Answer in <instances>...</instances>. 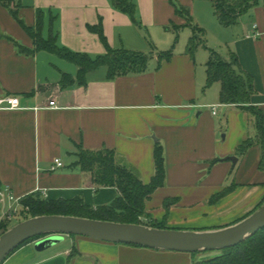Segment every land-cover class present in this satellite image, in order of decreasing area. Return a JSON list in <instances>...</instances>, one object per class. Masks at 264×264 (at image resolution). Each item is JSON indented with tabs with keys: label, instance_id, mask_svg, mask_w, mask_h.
<instances>
[{
	"label": "crops",
	"instance_id": "obj_1",
	"mask_svg": "<svg viewBox=\"0 0 264 264\" xmlns=\"http://www.w3.org/2000/svg\"><path fill=\"white\" fill-rule=\"evenodd\" d=\"M132 1L136 22L112 0H0V100L15 97L21 104L14 110L4 109L7 103L0 107V187L11 188L18 198L38 194L47 201L81 198L92 208L109 206L119 191L97 188L77 164L80 149L115 151L120 164L149 184L156 173V149L162 147L165 181L146 201L145 220L174 230L233 225L263 205V150L255 145L238 154L256 129L246 110L221 103V83L207 87L199 52L188 50L194 31L185 33V47L172 48L173 56L161 65L156 54L144 73L114 78L101 66L88 72L83 84L76 63L38 49L30 32L93 58L107 53L94 27L110 48L145 54L143 27L160 39L159 29L174 31L178 39L188 32L170 0ZM179 4L190 10L194 23L197 0ZM217 24V29L231 30L229 58L221 57H237L238 68L253 78L251 105L264 111V0L237 25ZM66 75L70 82L64 85ZM56 159L64 166L52 171ZM227 187L233 190L211 204ZM67 239L68 247L57 245L42 253L36 251V241L26 244L2 264H43L59 256L66 264H177L190 256L82 236H65L63 242Z\"/></svg>",
	"mask_w": 264,
	"mask_h": 264
},
{
	"label": "trees",
	"instance_id": "obj_2",
	"mask_svg": "<svg viewBox=\"0 0 264 264\" xmlns=\"http://www.w3.org/2000/svg\"><path fill=\"white\" fill-rule=\"evenodd\" d=\"M208 1L213 4L214 13L218 21L225 27L237 25L245 14L261 4V0ZM112 2L117 10L128 14L136 22L135 15L137 8L132 0H112ZM170 2L174 6L177 15L185 18L186 24L184 27L193 26L190 10L180 5L177 0H170ZM175 28L178 30L181 27L175 26ZM193 28L194 35L191 37L188 46L190 53H193L197 47L203 45L202 37L200 36V33L203 32L202 29L198 27ZM91 29L101 34L103 42L107 47V53L105 55L93 58L87 54L74 53L68 49L59 48L53 40H44L35 31L31 30L30 32L37 39L38 49L54 52L78 65V79L81 84L86 81V74L88 72L101 66L108 67L111 78L129 73L140 74L146 71L148 62L151 59L149 55L125 48L112 49L100 29L95 27ZM20 48L23 50L22 47ZM172 56V49L161 52L159 54V65L164 60L171 59ZM238 67L240 68V65L234 54L231 55L228 61L221 57L218 52L211 50L210 59L206 64L207 87L217 82L221 83V103L235 105L249 113L256 129V135L249 138L238 148V154L241 156L245 155L251 147L255 145L261 146L263 157L260 163V169L264 170V111L259 107L251 105V98L254 93L253 78L243 73ZM69 79L70 77L66 75L62 83L64 85L68 84L70 82ZM77 156V164L84 172L92 176L97 188H115L119 191V196L116 201L109 206L92 208L86 205L81 198L47 201L38 194H32L24 197L22 200L24 207L21 211L22 219L27 220L33 217L52 215L75 216L93 220L148 225L154 228L167 229L165 224L145 220L148 218L145 206L146 201L165 181V159L162 147L156 149V173L149 184H144L133 169L120 164L113 150L102 149L91 151L81 148ZM232 190V187H227L219 194L213 196L210 203H216ZM26 208L29 210L27 211ZM3 227L5 231L9 229L8 226L3 225ZM40 238L42 237L27 241L13 253L22 246L35 242ZM219 252L221 254L214 258L198 261L194 264H264V229L248 238L242 244L219 250Z\"/></svg>",
	"mask_w": 264,
	"mask_h": 264
},
{
	"label": "water",
	"instance_id": "obj_3",
	"mask_svg": "<svg viewBox=\"0 0 264 264\" xmlns=\"http://www.w3.org/2000/svg\"><path fill=\"white\" fill-rule=\"evenodd\" d=\"M229 160L237 161L234 157ZM264 229V203L245 219L223 228L209 230L159 229L75 216H39L13 226L0 235V264L27 241L35 243L37 252H45L64 241L65 236H82L94 240L135 245L180 253L219 251L242 244ZM43 264H66L64 256Z\"/></svg>",
	"mask_w": 264,
	"mask_h": 264
},
{
	"label": "rangeland",
	"instance_id": "obj_4",
	"mask_svg": "<svg viewBox=\"0 0 264 264\" xmlns=\"http://www.w3.org/2000/svg\"><path fill=\"white\" fill-rule=\"evenodd\" d=\"M179 3V0H177ZM195 17H194V25L189 26L186 30L188 32L179 33V39L177 33L174 31L168 30V34L165 29L160 30V34L162 38L160 39V36L154 37V35L151 33V30L149 32L146 30V28L143 27L141 35L146 37L147 46L145 44V49L147 51V55L150 57H153L156 54H160L161 52H165L168 50H171L175 47V49H181L185 47V40H186V34L190 33L191 31H194L193 27H198L202 29L203 32H201L200 36L202 37L203 46L197 47L195 51L199 52L197 56V61L199 66L206 67V63L210 59V52L211 50H215L219 54H222L224 58H229V47L228 41L231 38V30H224V28H218L222 31L218 32V29L216 28L219 24L218 19L215 17L213 12V4L210 1H203L200 2V0H197L196 10H195ZM186 33V34H185ZM142 36V37H143ZM168 37V38H167ZM170 39V40H169ZM168 41V42H167ZM184 42V44H183ZM230 45V44H229ZM207 69V68H206ZM220 85V84H215ZM21 218V213H19L17 219L14 220L13 223L7 224L8 228H12L13 226L23 222L25 219ZM21 221V222H20ZM6 226V225H5ZM4 232V231H3ZM3 233L0 231V235ZM70 237V236H69ZM64 246H69V240L67 239L65 242L59 244ZM58 247V246H57ZM55 248V247H54ZM53 249V248H52ZM50 249V250H52ZM48 250V251H50ZM46 251V252H48ZM221 252L219 251H206V252H199V253H190L189 258L185 262H178L177 264H194L198 261L208 260L211 258H214L218 255H220ZM191 259V260H189ZM192 262V263H191ZM173 264V263H172Z\"/></svg>",
	"mask_w": 264,
	"mask_h": 264
},
{
	"label": "built area",
	"instance_id": "obj_5",
	"mask_svg": "<svg viewBox=\"0 0 264 264\" xmlns=\"http://www.w3.org/2000/svg\"><path fill=\"white\" fill-rule=\"evenodd\" d=\"M254 30H257L258 26L255 24L253 26ZM259 34H255L257 36ZM7 103L8 106L4 109L8 110H14V109H20L21 104L19 98H6L3 100H0V107L2 108V104ZM50 106L55 107V102H51ZM211 111L213 115L218 114V107L213 106L211 107ZM64 166L63 162L60 159H56L54 161V164L52 166V171H56L59 168H62ZM23 198H18L14 195L11 188L4 186L0 187V231L2 233L5 232V228L3 225L7 226V224L13 223L15 219H17L19 213L24 209L22 205ZM28 211L29 209L26 208ZM4 231V232H3Z\"/></svg>",
	"mask_w": 264,
	"mask_h": 264
}]
</instances>
